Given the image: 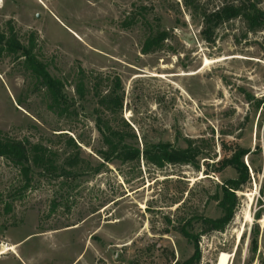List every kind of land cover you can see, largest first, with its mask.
Returning a JSON list of instances; mask_svg holds the SVG:
<instances>
[{"label": "rangeland", "instance_id": "obj_1", "mask_svg": "<svg viewBox=\"0 0 264 264\" xmlns=\"http://www.w3.org/2000/svg\"><path fill=\"white\" fill-rule=\"evenodd\" d=\"M247 1L0 0V29L11 24L75 102V112L58 116L25 57L0 54V134L48 146L60 164L79 152L86 169L69 179L35 173L19 198L18 168L0 157V252L12 248L0 264L184 261L194 247L179 228L222 215L221 186L237 174L219 171L218 161L236 146L250 150V180L237 192L226 229L200 236V264H219L223 252L227 264H264V30H250L238 17L213 30L211 41L202 34L205 13ZM258 6L264 9V0ZM158 31L168 33L163 46L144 53L145 40ZM80 80L88 90L82 100L75 92ZM117 82L123 107L112 117L135 133L130 143L185 148L192 140L203 151L198 168L116 160L93 173L103 162L96 93ZM192 221L188 229L201 232Z\"/></svg>", "mask_w": 264, "mask_h": 264}, {"label": "trees", "instance_id": "obj_2", "mask_svg": "<svg viewBox=\"0 0 264 264\" xmlns=\"http://www.w3.org/2000/svg\"><path fill=\"white\" fill-rule=\"evenodd\" d=\"M238 17L246 21L250 30H264V9L258 6V0L257 2L248 0L238 5L233 2L226 3L213 12L205 13L202 29L203 36L207 41H211L213 30L223 22ZM167 37L168 33L166 31H158L148 36L143 45V52L148 53L160 49ZM5 52L14 55L19 53L25 57L26 63L36 76L40 78V82L49 93L50 103L48 107L50 110L58 116H70L72 111L75 112V109H72L75 102L66 93L64 83L53 77L46 66L37 60L33 54L32 47H26L19 41L17 33L11 24L6 32L0 29V54ZM116 85L117 87L106 94L100 95L98 92L96 93L99 96L98 108L96 109L98 113L96 126L103 142V147L97 154L103 159V162L93 167V173L101 172L105 163H111L116 160L132 162L144 159L157 167H164L168 164H190L198 168L199 158L203 151L200 146L194 145L192 140H188L185 148L175 147L169 142L159 141L155 143L147 142L141 149L138 145L130 143L136 138L135 133L129 130L124 131L123 128L115 126L114 118L112 117V115L119 114L123 107V95L120 93V84L117 82ZM75 92L80 100L85 98L88 90L83 80L76 84ZM123 124L132 130L126 121L123 120ZM68 145L77 146L71 137L68 139ZM249 153V149L236 146L231 150V153L218 161L219 171L225 168H232L237 174V177L227 179L221 186L222 196L219 199V204L223 213L216 218L209 216L196 217V219H191V221L179 228V232L193 244L194 252L188 259L184 261L177 260L174 264H200L202 258L199 248L200 236L204 233L224 231L232 221L238 209L237 192L241 191L243 185L250 180L249 170L244 162V156ZM0 157L5 158L18 168L21 179L19 185L14 188L13 195L19 198L31 187L35 173L46 175L51 179H69L71 177H79L86 170L80 166L79 152L70 154L60 164L57 151H53L48 146L41 143H31L28 140L4 137L1 134ZM5 210L7 212L11 210L10 203H6ZM192 220H196L201 224V232L194 233V231L188 229V225L192 226Z\"/></svg>", "mask_w": 264, "mask_h": 264}, {"label": "bare ground", "instance_id": "obj_3", "mask_svg": "<svg viewBox=\"0 0 264 264\" xmlns=\"http://www.w3.org/2000/svg\"><path fill=\"white\" fill-rule=\"evenodd\" d=\"M250 220H251V217H250ZM9 250H12V248H4L3 251L0 252V256L1 255H4L7 251ZM230 258V254L229 253H226V252H223L220 256V262L219 264H227L228 263V260Z\"/></svg>", "mask_w": 264, "mask_h": 264}]
</instances>
